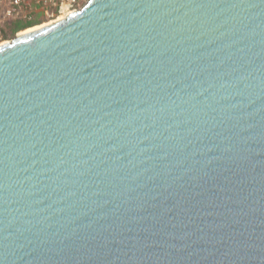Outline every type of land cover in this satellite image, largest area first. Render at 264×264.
Listing matches in <instances>:
<instances>
[{
	"label": "water",
	"instance_id": "obj_1",
	"mask_svg": "<svg viewBox=\"0 0 264 264\" xmlns=\"http://www.w3.org/2000/svg\"><path fill=\"white\" fill-rule=\"evenodd\" d=\"M0 264H264V0H87L0 46Z\"/></svg>",
	"mask_w": 264,
	"mask_h": 264
},
{
	"label": "built area",
	"instance_id": "obj_2",
	"mask_svg": "<svg viewBox=\"0 0 264 264\" xmlns=\"http://www.w3.org/2000/svg\"><path fill=\"white\" fill-rule=\"evenodd\" d=\"M87 0H0V42L6 23L11 20H33L40 15L41 23L56 21L66 13L80 9Z\"/></svg>",
	"mask_w": 264,
	"mask_h": 264
},
{
	"label": "trees",
	"instance_id": "obj_3",
	"mask_svg": "<svg viewBox=\"0 0 264 264\" xmlns=\"http://www.w3.org/2000/svg\"><path fill=\"white\" fill-rule=\"evenodd\" d=\"M40 23H41L40 15L34 16L33 20L31 21H26V20L8 21L6 23V29L3 32L4 37H10L19 31L39 25Z\"/></svg>",
	"mask_w": 264,
	"mask_h": 264
},
{
	"label": "bare ground",
	"instance_id": "obj_4",
	"mask_svg": "<svg viewBox=\"0 0 264 264\" xmlns=\"http://www.w3.org/2000/svg\"><path fill=\"white\" fill-rule=\"evenodd\" d=\"M72 13H74V12H72ZM72 13H66L64 16L60 17L58 20H60V19H65L68 15H70V14H72ZM58 20H57V21H58ZM52 23H54V21L47 22V23H44V24H39V25H36V26L30 27V28H27V29H25V30L19 32L18 35L21 36V35H26V34L32 33V32H34V31H37L38 29H41V28H43V27H47V26L51 25ZM9 42H10V41H8V42H7V41H4V42L0 43V46L6 45V44H8Z\"/></svg>",
	"mask_w": 264,
	"mask_h": 264
},
{
	"label": "rangeland",
	"instance_id": "obj_5",
	"mask_svg": "<svg viewBox=\"0 0 264 264\" xmlns=\"http://www.w3.org/2000/svg\"><path fill=\"white\" fill-rule=\"evenodd\" d=\"M40 19H41V17H40ZM40 24H42V23H40ZM19 32H21V31H19ZM19 32L15 33L14 35H12L10 37H3L2 42H4V41L8 42V41L12 40L16 35H18ZM2 42H0V43H2Z\"/></svg>",
	"mask_w": 264,
	"mask_h": 264
}]
</instances>
